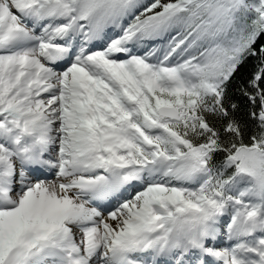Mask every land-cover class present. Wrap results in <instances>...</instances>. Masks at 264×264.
<instances>
[{
  "label": "snow or ice",
  "instance_id": "snow-or-ice-1",
  "mask_svg": "<svg viewBox=\"0 0 264 264\" xmlns=\"http://www.w3.org/2000/svg\"><path fill=\"white\" fill-rule=\"evenodd\" d=\"M0 264H264V0H0Z\"/></svg>",
  "mask_w": 264,
  "mask_h": 264
}]
</instances>
